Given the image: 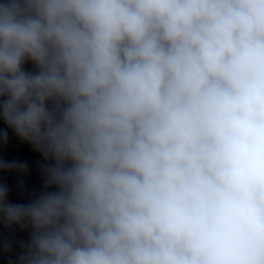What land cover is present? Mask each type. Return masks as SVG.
<instances>
[{
    "label": "clouds",
    "instance_id": "clouds-1",
    "mask_svg": "<svg viewBox=\"0 0 264 264\" xmlns=\"http://www.w3.org/2000/svg\"><path fill=\"white\" fill-rule=\"evenodd\" d=\"M0 264H264V0H0Z\"/></svg>",
    "mask_w": 264,
    "mask_h": 264
}]
</instances>
